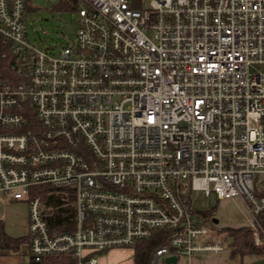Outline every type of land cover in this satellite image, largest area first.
Segmentation results:
<instances>
[{"label": "built area", "instance_id": "2783aa9c", "mask_svg": "<svg viewBox=\"0 0 264 264\" xmlns=\"http://www.w3.org/2000/svg\"><path fill=\"white\" fill-rule=\"evenodd\" d=\"M79 1L55 56L27 0H0V193L28 205L29 253L97 264L163 229L153 264L224 252L194 190L242 197L264 251V0ZM43 187L74 197L71 231Z\"/></svg>", "mask_w": 264, "mask_h": 264}, {"label": "rangeland", "instance_id": "374dc122", "mask_svg": "<svg viewBox=\"0 0 264 264\" xmlns=\"http://www.w3.org/2000/svg\"><path fill=\"white\" fill-rule=\"evenodd\" d=\"M28 13V38L32 45L37 48L47 50L52 55L59 56L62 45L69 39H74L78 30V8L82 6L79 1V7L72 9L75 2L73 0H29ZM192 205L196 211L212 212L214 221H205L210 228L218 231L222 229L219 236L226 241V250L231 251L229 245L227 228H237L241 226H251L255 222L254 215L245 200L236 196L218 200L215 195L210 198L203 192L194 190L191 194ZM8 208L6 217L9 232L13 236H22L26 233L27 206L23 203L7 202ZM75 205V204H74ZM0 209L3 210L2 207ZM3 212V211H2ZM213 221V222H212ZM226 238V239H225ZM227 251L214 253H199L206 259L212 261L214 257H225L229 264H240V257L230 258ZM252 256H248L247 263L253 262ZM257 260V259H256Z\"/></svg>", "mask_w": 264, "mask_h": 264}, {"label": "trees", "instance_id": "16d2710c", "mask_svg": "<svg viewBox=\"0 0 264 264\" xmlns=\"http://www.w3.org/2000/svg\"><path fill=\"white\" fill-rule=\"evenodd\" d=\"M75 5L72 9L79 7V1L73 0ZM28 10L30 9L29 0ZM79 9V8H78ZM42 195L44 203V216L51 224L54 233L71 231L74 228L75 222V200L73 196H63L51 187H43L39 191ZM261 194H264L262 191ZM205 221H211L212 212L197 211ZM213 220V219H212ZM260 220L264 228V211L260 214ZM229 245L231 247L230 257L239 256L241 264L247 263L248 256L254 259L264 258V251L255 244L252 228L250 226H241L237 228H227ZM222 229L218 230V234ZM171 235L170 229H163L156 231L151 237L143 239L134 246L135 264H153L156 251L159 247L167 245L168 239ZM226 239V238H225ZM29 235L26 234L21 237L11 236L5 231L2 223H0V246L7 249L18 250L22 244L29 242ZM29 264H78L76 257L72 254H55L46 255L40 259H36L31 255Z\"/></svg>", "mask_w": 264, "mask_h": 264}, {"label": "crops", "instance_id": "0c3cea01", "mask_svg": "<svg viewBox=\"0 0 264 264\" xmlns=\"http://www.w3.org/2000/svg\"><path fill=\"white\" fill-rule=\"evenodd\" d=\"M7 202L9 204L11 202L15 204L23 203V202L14 200L0 193V207L3 208V210L0 209V223L3 224L5 231L10 234L7 226L8 219L6 217V211H4L6 208H8ZM24 204L27 206V216H26V226H25L27 230L26 233L24 234L26 235L28 231V205L25 202ZM14 237H21V236H14ZM134 251H135L134 247L114 248L110 251L100 253L98 256L99 260L97 264H135ZM225 251L227 250L225 249ZM227 253L230 257L231 252L227 251ZM30 258H31V254L29 253L28 243L22 244L18 250L7 249L0 246V264H29ZM212 259L213 260L210 261L209 259H206L200 254H194L192 255V257H190L189 263L190 264H229L228 259L225 257L217 256Z\"/></svg>", "mask_w": 264, "mask_h": 264}, {"label": "water", "instance_id": "95a60500", "mask_svg": "<svg viewBox=\"0 0 264 264\" xmlns=\"http://www.w3.org/2000/svg\"><path fill=\"white\" fill-rule=\"evenodd\" d=\"M50 1L54 2L56 0H50ZM213 221L216 224L218 223V220L217 219H214ZM165 261H166L167 264H176L177 257L176 256H169V257H166V260ZM252 264H264V258H260V259L254 260L252 262Z\"/></svg>", "mask_w": 264, "mask_h": 264}]
</instances>
